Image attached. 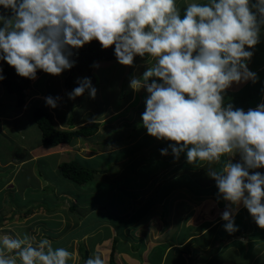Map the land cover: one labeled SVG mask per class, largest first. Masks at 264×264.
Masks as SVG:
<instances>
[{
  "label": "clouds",
  "instance_id": "clouds-1",
  "mask_svg": "<svg viewBox=\"0 0 264 264\" xmlns=\"http://www.w3.org/2000/svg\"><path fill=\"white\" fill-rule=\"evenodd\" d=\"M0 7L10 12L0 14V60L29 80L37 79V70L52 76L70 70L74 50L93 40L103 49L114 46L122 66H133L137 56L155 58L129 83L148 94L141 117L147 134L171 141L160 154L170 149L174 161L181 153L190 164L239 154L241 162L226 159L220 170L208 169L219 196L229 202L221 219L229 234L238 231L242 203L264 229V174L250 172L264 168V102L247 111L224 103L234 83L258 81L248 63L264 28V0L191 2L183 15L177 0H0ZM2 72L0 67V81ZM77 84L68 88L69 99L86 91L96 97L90 78ZM44 99L54 109L61 97ZM73 258L47 238L0 234V264H68ZM84 264H106L104 253Z\"/></svg>",
  "mask_w": 264,
  "mask_h": 264
},
{
  "label": "rangeland",
  "instance_id": "rangeland-1",
  "mask_svg": "<svg viewBox=\"0 0 264 264\" xmlns=\"http://www.w3.org/2000/svg\"><path fill=\"white\" fill-rule=\"evenodd\" d=\"M180 2H184V0H177L178 7L181 6ZM0 26H2V24H0ZM145 56L148 55L146 54ZM135 60L137 59L134 58V61ZM154 63L155 58L146 60L145 65L142 67L143 70H140V68L134 70L138 71L136 72V75L141 77L147 67L153 66ZM96 64H98L99 67L104 65V63ZM136 65L138 66V62L135 63V66ZM127 67L128 66L120 65L116 60L111 68L105 67L102 70L95 71L97 82H94L95 84L92 83V86L96 89L99 88L97 89L99 94L96 95H100V93L103 94L101 95L102 99L107 101L106 99L109 98L110 100L113 96H117L118 92H122V88L127 84ZM95 68L97 67H94V69ZM123 70L125 71L122 74ZM42 73L43 75H37V79L32 80L30 86L25 90L26 95H31L30 99H37L34 104H44L43 101L40 103L38 99H44L45 97H61L58 101L57 109L62 115V120L71 119L72 123L80 121V119L85 117V119H87L88 116L93 114V112L94 115L97 113L96 109L93 111V101L90 99L88 92L75 99H69L67 94L72 92L73 89H66L65 87L59 86V93H54L53 95L49 93L48 95H44L40 89L53 91L55 86H50L48 80L49 74L41 71V74ZM66 74L67 70L57 76L59 85H61L60 82L63 81ZM0 87H2L1 84ZM7 95L11 94L6 92L3 93L4 98H9ZM31 104H33V101H31ZM112 105L113 103L110 102L106 106L105 113L106 109ZM47 107L50 111L52 110L51 107ZM123 108H119L114 113L121 112L126 114V116L118 114L120 119H116L117 121L112 120V122H110V116H106L104 120L102 119L98 133L96 132L93 136L84 140V142L78 140L74 146L66 144L60 147H55L53 148V151L58 155H38L40 158H35V160H31L27 164L19 163V160H22L25 154H27L29 149L33 146L40 145V132L38 128L31 123V113L23 114L21 117H18V119L13 120V122H9V126L3 129L4 134H0V215L2 214L4 216V220L0 224V234L7 232L18 237H23V235L27 233L30 236H36L37 240L47 238L52 241L54 248L64 247L74 254V258L70 259L68 264H84L85 260H82V256L86 249L88 251V258L96 252L104 253L107 264L112 240L113 237H116L117 241L115 248L117 246L118 249H123V243H125L129 247V250L134 252L135 257L140 254L141 258L138 259L140 262L134 257H129L131 260H128V258L127 260H123L114 249L113 257L116 264H123V261H127L128 264H145L144 260H146V253H144V255L141 254L143 252L141 244H143V237L146 240L149 238L144 236V234H146L145 229L140 230L141 233L135 230V227L138 226L139 222L144 219V213L151 215L145 217V219L149 218L148 223H151V225L153 223V218L166 220V215H172L173 219H175V211H181L184 207H187V202H190L196 196L192 195L190 199L185 191L180 190V188H182L181 184H177L176 182H173L172 184L170 182H164L163 185L160 184L158 187L152 189L151 180L155 179L158 181L161 178L160 175H147L146 166L138 164L139 158L135 154L134 158H130L127 153L125 155L115 156V154L118 155L120 153V150L124 146L123 142L120 143V145H117V147L113 146L109 149L114 152L109 151L105 153L106 151L101 152L100 150L94 149V147H97L99 144L106 142L107 140L105 139L116 136L112 127L105 126L116 124V127H124V122L129 125L131 122L139 119L140 116L138 115V107L136 105L131 106L130 108L127 107V111ZM53 112L56 114L58 111L54 108ZM53 119L55 126L60 127L59 125H61V123H59V117L54 115ZM100 138L102 141H95ZM122 140L123 139H121V141ZM90 146H93V150ZM152 149H154V147ZM160 150L161 149L159 148L154 149L151 155H159ZM66 151L67 153H65ZM86 151H90L89 153L95 155L93 164L96 167V171L94 172L91 181L84 184H76L72 180L70 181L63 178L59 173V170L56 169L57 164L63 160L70 159H75V161L78 162L80 161L81 156L84 157L82 154H86ZM113 155L116 157H114L115 161L111 158ZM108 159H112L115 164H112V161H110L109 164H111L110 167H108L109 165L107 166L104 162V160ZM31 166L34 167V175L30 173ZM13 173L16 179L12 178ZM45 177L50 182L46 180L43 182L41 186L44 187L46 185V187L41 191H44L45 195H39V192L36 190L37 180ZM146 181L150 182L148 183V189L142 192L141 187L146 185ZM10 184L14 185L11 187ZM159 187H162V189ZM56 191L62 192L60 196L64 195V197H56ZM91 193L102 195L98 197L99 200L111 196L109 200L110 204L102 205L101 207L99 204H96L94 209L90 208L91 210L83 219V216L78 214L79 209H81V212L83 211V213H85V210L89 208L86 206H89L90 201H93ZM178 194L181 197L180 199L176 198ZM46 195H48V197H46ZM157 199L161 200V203L155 204ZM70 201H74L77 205V207H75V212L78 211L77 213L68 212L67 205L69 204L67 203ZM54 205L57 206L54 208ZM221 207L222 206H202L200 204L195 206V211L199 217H205L207 215H213L216 212H218L217 214H219V212L222 213V210H219ZM28 208L32 210L28 212ZM208 211H210V214ZM78 216H82V220H76V217ZM92 216L95 217V220H91ZM245 216H247L246 219L254 222L249 213L247 214L245 212ZM170 218L171 217H169V220ZM192 219L193 218L189 219L190 222ZM95 223H97L96 226H94ZM167 223L170 224V222ZM217 223L216 226L220 228ZM223 223L225 224L226 222ZM161 224L166 226L165 222H161ZM254 224L256 225L255 222ZM129 226L131 229H129ZM84 231H90L88 237H85ZM148 232L151 233L150 231H147V233ZM49 233H54L55 235H52L51 237L48 235ZM109 233H111L112 237L107 238V234L109 235ZM138 235H140L139 238H137ZM164 237L168 238L166 234H164ZM99 239L104 240L97 242ZM161 239L157 238L156 241L161 242ZM152 241H148V243L151 244L153 243ZM223 241H226L225 238ZM214 242L215 241H213V243ZM148 243L147 245L146 243L144 244L146 251L151 247ZM133 244H137V247L139 246L138 249L137 247L133 248ZM79 246L84 248L82 249L83 252L79 250ZM155 246H157V244ZM164 247L165 244H162L161 248ZM193 247L194 246L187 248L183 245L179 247L178 251L190 252ZM158 248L159 247L152 248L154 249L153 252H157V250H159ZM209 249V247L206 249L201 248L202 251L193 249L195 252L192 254L183 255L182 253H177L174 248L165 247L158 263L217 264L219 259H214V261H212L214 255L206 253L207 251L211 252ZM137 250H140L141 252L137 253ZM231 250H233L232 247L224 251L220 249V256L222 255L225 257L226 255H230ZM224 263L247 264L239 259L228 260Z\"/></svg>",
  "mask_w": 264,
  "mask_h": 264
},
{
  "label": "crops",
  "instance_id": "crops-1",
  "mask_svg": "<svg viewBox=\"0 0 264 264\" xmlns=\"http://www.w3.org/2000/svg\"><path fill=\"white\" fill-rule=\"evenodd\" d=\"M191 2L206 3L207 0H184V2H180L181 6H179V8L183 10L184 7ZM253 51H254V55L251 58L250 62L248 63V67L251 71L257 74L258 81L255 84H253L251 81L239 85L234 83L229 89L226 90L224 94L225 105L231 103L234 105L235 108H242L243 110L247 111L249 108L255 109L258 104L264 102V28H262L261 31L260 43H258L255 46ZM135 58L137 60L134 61L133 66L127 67V73H128L127 84L125 85L124 88H122V92H124V94L122 95L121 92L120 93L118 92L117 96H113L108 103L102 99L101 95L103 94L101 93L100 95H96L94 99L90 97V99L93 101L92 103L93 111L95 109L96 111L97 110L99 111L100 109L101 110L100 113L98 114L97 112L94 115L93 112V114L91 116H88L87 119H85L86 118L85 117L77 122L82 121L81 122L82 124V123H86V121L88 120L91 121L100 118V125H99L100 127L102 119L104 120L106 116H110V122L116 119L119 120L120 117L118 114L122 116H126V114H123L121 112L114 113L115 111H111L109 112V114H106L107 112L105 113V108L110 102L114 104L116 101L119 100L122 101L123 99H126V102L122 105V107H120L121 109L124 107L123 109L125 111H127V107L130 108L131 106L136 105L138 107L137 108L138 115L140 116L139 119H137L134 122H131L129 125H127V123L124 122L123 123V125H125L124 127H116L115 126L116 124H110L105 126V127H109V126L112 127L113 131L115 132L116 136H113L111 139L113 141H120V142L118 144L112 145L109 143L110 138L105 139L107 140L106 142H104L103 144H99L97 147H94V149L100 150L101 152L106 151L105 153L109 151L114 152L113 150H109V149H111L113 146L117 147V145H120V143L123 142L124 145L122 147L123 150L121 149L120 153L118 155L115 154V156H121L127 153L129 154L130 158H134V156L136 155L139 158L138 164L146 166L147 175H154V174L160 175L161 178L158 181L155 179L151 180L152 189L158 187L160 184L163 185L164 182H170L171 184L173 182H176L177 184H181L182 188H180V190L185 191L186 194L189 195L190 199L192 195L196 196L193 200L187 202V207H184L181 211H177V210L175 211V216H176L175 219H173L172 215H166L167 217L166 220H160L157 218L152 219L151 217L153 221L151 225V223L150 224L148 223L149 218L145 219V217H149V215L144 213L143 215L144 219L141 222H139L140 224L137 226V228H135V230L140 232V230L145 229L146 234L144 233L143 234L146 238H149L148 240H146L143 237L144 239L143 244H141V247L143 248V252L141 254L144 255V253H146V257H145L146 260H144L145 264H159V263H155L156 260L153 262L150 261V255L155 252V251L153 252L154 249L152 248L158 247L160 244L161 245L165 244L166 248H170V247L174 248L177 253H182L183 255H187L190 253L192 254L193 252H195L196 249L202 251L201 248L206 249L209 247L210 248L209 250L211 252L207 251L206 253H208L209 255H214L212 261H214V259H219L218 262H225L228 260L230 261V260L239 259L246 262L247 264H264V229L259 228L257 225L254 224V222L246 219L247 216H245V212L248 214V211L246 208L243 207L242 203L239 206L238 214L235 216V224L238 226V231L231 234L225 231L224 223H223L225 221L221 219V214H222L221 212H219V214H217L218 212H216L213 215L199 217L195 211V206H198L200 204L202 206H216V207L222 206L221 208H219V210H222V212L226 209V206L229 204V202L224 201L222 197L219 196L216 182L208 175V169L212 168L215 170H220L226 159H231L233 163L241 162L239 154H237L234 158L221 157V161L219 163L198 161L194 164H190L187 162L185 153H181L179 160L174 161V157L171 154L170 149H169V154L166 156H162L161 154L156 156L151 155L154 149L167 148L168 145L172 142L165 140H157L156 138L149 136L146 132V129L143 127L141 117H142V113L145 110V99L148 94L144 89H141L138 92L133 91L130 88L129 83H130V79L133 76L139 77L138 75H136V72L138 71H134V70L137 68L143 70L142 67L145 65L146 60L145 58H140L138 56ZM152 58L153 57H151L150 59ZM136 62H138V66L137 65L135 66ZM124 71L125 70L122 71V74L124 73ZM2 95L3 93L0 87V98L2 97ZM11 102L13 103L14 101H12V99L9 98L0 99V134H4L3 129L9 126L10 121L13 122V120L18 119V117H21L25 113V106L19 107L16 106L15 104L12 105ZM51 109L53 116L56 115L60 119L59 123H61V125H59L60 126L59 128H64L65 127L64 123L67 124L68 122L66 120H61L62 115L58 116L57 113L55 114L53 112L54 109L53 108ZM111 114H115V115H111ZM128 117H129V113H128ZM77 125L78 124L75 122V126ZM121 139L123 140L121 141ZM95 141H102V140L100 138L99 140H95ZM63 145L66 144L61 143L53 147L35 145L31 149H29L28 153L25 154L22 160H19V163L27 164L31 160H35V158L36 159L40 158L38 157V155H45V156L50 154L58 155L53 151V148L60 147ZM153 147L154 149H152ZM90 148L93 150V146H90ZM67 151L65 153H67ZM89 152L86 151V154L85 153L83 154L80 153V154H82L84 157L88 159L94 160L95 155ZM115 156L113 155L111 157L114 161L116 158ZM112 159L104 160L107 166L109 165L108 163L112 161ZM114 161H112L111 163L115 164ZM90 163L93 164V161H91ZM33 170L34 167L31 166L30 173L34 175ZM253 171H258L264 174V168L250 170V172ZM12 178L16 179L14 173L12 175ZM45 180L50 182L49 180L46 179V177L41 179L39 178V180H37L36 190L42 188L41 185ZM148 183L150 182L146 181V185L143 186L145 189H148ZM13 185L14 184H12L11 187ZM44 187H46V185ZM159 188L162 189V187ZM43 192H41L42 194L40 195H45L43 194ZM46 197H48V195H46ZM176 198L180 199L181 197L178 194ZM158 203H161V200L157 199L155 201V204ZM208 213L210 214V211H208ZM169 217H171L170 220ZM191 218L193 219L190 222L189 219ZM161 222H165L166 226L164 224H161ZM167 222H170L171 225L168 224ZM216 223L217 225L219 224L220 228L216 226ZM147 231H150L151 233L149 232L147 233ZM164 234H166L168 238L164 237ZM88 236H89V232H85V237ZM139 236L140 235H138L137 238H139ZM108 237L109 238L112 237L111 233H109V235L107 234V238ZM157 238L160 239L162 238L161 239L162 241L157 242L156 241ZM224 238L226 241H223ZM102 240L104 239H99L97 240V242ZM148 241L149 242L152 241L153 243L149 244ZM213 241L215 242L213 243ZM145 243L146 245L147 243L148 245H151V247H149L147 251L145 250L146 249L144 245ZM156 244L157 246H155ZM183 245L186 246L187 248H191L192 246H194L193 249L195 250L192 249V251L190 252L178 251L179 247ZM133 246H134L133 248H136V244H133ZM230 247L233 248V250H231L230 252V255H226L222 259V255L220 256V249L224 251L229 249ZM164 248H162V253ZM115 250L117 251V254H119V256L123 258V260H127V258L128 260L129 259L131 260V258L129 257H134L137 260L141 259L140 254L136 255L135 257L134 252L129 250V247L125 243H123V249H118L116 246ZM140 252H141L140 250H137V253ZM123 264H128V263L127 261L125 262L123 261Z\"/></svg>",
  "mask_w": 264,
  "mask_h": 264
},
{
  "label": "trees",
  "instance_id": "trees-1",
  "mask_svg": "<svg viewBox=\"0 0 264 264\" xmlns=\"http://www.w3.org/2000/svg\"><path fill=\"white\" fill-rule=\"evenodd\" d=\"M0 14L3 15H10V12H6L2 7H0ZM181 15H183V10H181ZM75 55L72 57L76 61L75 66L71 68L70 70H67V74L64 77L63 81L60 82L61 85H59L58 82V77L57 76H52L49 74L48 80L50 83V86L53 85L55 88H53V91H47L46 89H40L44 95H48L51 93L52 95L54 93H59L60 87H65L66 89L72 88V87H77V81L78 79L82 78H90L92 83L97 82V77L95 75V71H99L104 69L105 67L111 68L112 65H114V62L116 61V57L114 55V46L108 49H103L102 46L98 41L93 40L91 43L86 44L83 48L74 50ZM139 57V56H138ZM141 58V57H140ZM145 60H148L150 56H145L143 57ZM94 63H104L103 66H100L98 68L93 67ZM3 68L2 75L5 77L4 80L0 81L1 84V91L2 93L6 92L11 95H7L9 99H12L14 101L11 104H15L16 106L22 107L26 104L27 100L29 99L28 103L25 105V113L24 114H30L31 113V122L32 124L35 125V127L38 128L40 134H39V142L40 145L45 146V147H53L56 146L57 144H68V145H75V143L80 140V142H84L87 138L93 136L96 132L98 133L99 125H100V118H97V120H91L86 123L81 122H76L78 126H75V123H72V120L69 119L66 121L68 122L67 124L64 123L65 127L64 128H59L55 126V122L53 119V114L51 111L48 109V107L45 104L44 99H38L41 103V101L44 102V104H34V102L37 99H30V94L26 95L25 90L30 86L31 81L27 78L20 77L16 74L15 69L9 66L5 61L1 60V66ZM115 67V66H114ZM113 67V68H114ZM41 73V70H37V75ZM48 76V75H47ZM107 82V81H105ZM94 83V84H95ZM99 89V88H97ZM96 89V90H97ZM87 93V91L85 92ZM122 95L124 92H121ZM98 94V92H97ZM0 99H6L2 95ZM109 102L111 100L106 99ZM119 100V99H118ZM31 101H33V104H31ZM126 102V99H123L122 101H116L109 109H106V114H109L111 111H116L118 108L122 107V105ZM56 111H58V116L61 114L59 113V110L56 107ZM97 110L98 114L100 113ZM62 117V116H61ZM82 118V117H81ZM62 120V119H61ZM82 120V119H80ZM63 123V122H62ZM110 144H118L119 141H113L111 138L109 140ZM106 145V144H105ZM78 155V154H76ZM80 156V155H78ZM93 161V159H88L86 157H82L80 161H75V159H70V160H63L57 164V168L59 170V173L63 176V178L67 180H72L76 184H84L87 183L88 181H91L94 172L96 171V167L94 164L90 163ZM87 164V165H85ZM109 164V163H108ZM110 167V164L109 166ZM107 170V169H106ZM52 186V185H49ZM53 188V187H51ZM142 188V192L146 191L144 187ZM44 189V188H43ZM42 189H37L39 192V195L42 194L41 191ZM106 192V190H105ZM140 192V193H142ZM107 193V192H106ZM45 194V192H43ZM92 194V193H91ZM90 194V195H91ZM108 194V193H107ZM61 192L56 191V197H61L63 198L64 195L60 196ZM66 196V195H65ZM102 196L100 194H92V202L90 201L89 206H86L88 209L85 210V213L83 211L81 212V209H79V215L81 214L83 216V219L85 215L91 210L94 209L95 205L99 204L101 207L102 205L110 204L109 200L110 197L104 198L102 200H99L98 197ZM70 199V197H69ZM71 200V199H70ZM67 207H68V212H75V207L77 205L75 204L74 201L68 202ZM57 205H54V208ZM83 207V206H82ZM85 207V209H86ZM91 208V209H90ZM32 209L28 208V212H30ZM81 216V217H82ZM151 216V215H149ZM80 216L76 217V220H82ZM8 218V217H5ZM87 218V217H86ZM4 220V216L1 214L0 215V224ZM91 220H95V217L92 216ZM131 223V222H127ZM140 224V223H139ZM138 224V225H139ZM97 223L94 224L96 226ZM137 228V227H135ZM129 229L131 227L129 226ZM86 232V231H84ZM83 232V233H84ZM52 237L53 234H48ZM46 236V235H45ZM117 238L113 237L112 240V245L110 247V252H109V257H108V262L107 264H116L113 254H114V249L116 245ZM159 245L158 247H160ZM137 247V244H136ZM84 249L83 247L79 246V250L83 252ZM157 252L153 253L150 255V261H155V263H158L159 258L162 256V248H158ZM88 251H84L82 260H87L88 259ZM224 256H222L223 259ZM157 258V259H156ZM217 264H225L224 262H218Z\"/></svg>",
  "mask_w": 264,
  "mask_h": 264
},
{
  "label": "bare ground",
  "instance_id": "bare-ground-1",
  "mask_svg": "<svg viewBox=\"0 0 264 264\" xmlns=\"http://www.w3.org/2000/svg\"><path fill=\"white\" fill-rule=\"evenodd\" d=\"M90 232V231H89Z\"/></svg>",
  "mask_w": 264,
  "mask_h": 264
}]
</instances>
